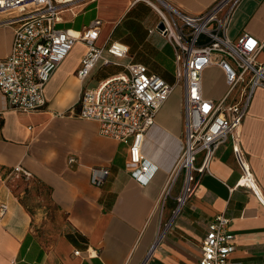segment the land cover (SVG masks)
Returning a JSON list of instances; mask_svg holds the SVG:
<instances>
[{
  "label": "crops",
  "instance_id": "crops-1",
  "mask_svg": "<svg viewBox=\"0 0 264 264\" xmlns=\"http://www.w3.org/2000/svg\"><path fill=\"white\" fill-rule=\"evenodd\" d=\"M166 1L196 15L217 0ZM152 10L143 1L78 0L62 13L60 25L79 30L94 18L102 19L99 45L120 41L129 52L122 63H143L175 84V47L150 32L159 22ZM246 32L263 44L258 60L264 62V0H242L236 8L227 34L237 39ZM13 38L12 27L0 25V58L11 52ZM85 53L86 46L77 43L54 71L40 111L13 110L0 91V207L8 206L5 212L0 208V264H198L208 226L220 214L230 219L235 235L232 263L264 264V87L255 90L241 131V146L263 198L235 187L241 172L230 139L218 148L211 172L173 222L169 218L182 179L166 199L164 193L184 151L182 87H175L146 133L142 152L157 170L143 183L132 174L136 165L130 160L131 139L102 135L98 122L79 115L84 85L96 86L124 68L96 81L99 65L82 82L77 70ZM228 89L220 66L205 69L206 97L222 99ZM16 166L32 175L24 177L27 183L8 182L6 175ZM94 168L109 170L100 185L92 183Z\"/></svg>",
  "mask_w": 264,
  "mask_h": 264
},
{
  "label": "built area",
  "instance_id": "built-area-1",
  "mask_svg": "<svg viewBox=\"0 0 264 264\" xmlns=\"http://www.w3.org/2000/svg\"><path fill=\"white\" fill-rule=\"evenodd\" d=\"M76 1L0 0V25L11 26L14 32L11 52L0 58V91L7 105L23 113L44 109L45 87L54 71L77 43H83L86 53L77 70L82 82L99 65L124 68L101 79L96 86L84 85L78 101L79 115L98 122L102 135L131 139L130 160L136 165L132 174L143 183L149 182L157 170L142 152L146 133L175 87H182L184 151L164 193L166 199L182 179L174 215L193 196L202 178L211 172L218 148L230 139L241 172L235 187L247 188L263 198L241 146L242 124L251 99L258 87H264V62L258 60L263 44L247 32L237 39L227 34L242 0H217L196 15L183 12L166 0H131L146 2L153 8L159 22L150 32L159 33L174 45L175 84L151 72L143 63L133 60L122 63L129 52L120 41L99 45L102 19L94 18L79 30L59 26L62 13ZM212 65L220 66L226 75L229 89L222 99L204 95L203 73ZM14 171L27 179L31 177L21 166H16ZM108 174L107 168H94L92 183L102 184ZM0 208L5 212L8 206L2 203ZM229 223L230 219L223 214L210 222L198 264H233L230 258L237 244ZM80 253L75 251L77 255Z\"/></svg>",
  "mask_w": 264,
  "mask_h": 264
},
{
  "label": "rangeland",
  "instance_id": "rangeland-1",
  "mask_svg": "<svg viewBox=\"0 0 264 264\" xmlns=\"http://www.w3.org/2000/svg\"><path fill=\"white\" fill-rule=\"evenodd\" d=\"M68 6L71 7V4L68 5ZM151 15H152L153 17H156V16H157V14H156V12H154V10H152ZM69 25H70V24H69ZM59 26H66V24L59 25ZM119 68H120V67H119V66H116V65H109V66H105V68H102V69H100V70L98 69V70H96V73H95V80L98 81L99 79H101V78H103V77H105V76L111 74L114 70H117V69H119ZM163 76H164V75H163ZM176 89L179 91V90L181 89V87H180V86H177ZM6 176H7V178H8V182H9V183H12V184H13V183H15V181H20V182H22V183H27V182L24 180V176H23L22 173H18V172H15V171H9V172L7 173ZM177 206H178V202H177V199L175 198L174 210H173V213L171 214V216H170V218H169V221H170V220L173 221L172 218H174V217H173V216H174V211L176 210ZM181 209H182V208H181ZM177 215H178V214H177ZM176 217H177V216H176ZM176 217H175V219H176ZM175 219H174V220H175ZM172 221H171V222H172ZM171 222H169L168 224H166L165 228L161 231V233H160V235H159L158 238H162V237L165 235L167 229H168L169 226L171 225ZM173 222H174V221H173Z\"/></svg>",
  "mask_w": 264,
  "mask_h": 264
},
{
  "label": "bare ground",
  "instance_id": "bare-ground-1",
  "mask_svg": "<svg viewBox=\"0 0 264 264\" xmlns=\"http://www.w3.org/2000/svg\"><path fill=\"white\" fill-rule=\"evenodd\" d=\"M30 176H32V175H30ZM182 203H183V201H182ZM182 203H181V204H182ZM180 208H181V206L179 207V209L177 210L176 214H175L173 217H176V215L178 214V211L180 210ZM160 239H161V238H158V239H157V243H156V244H158V241H159ZM152 251H153V250H152Z\"/></svg>",
  "mask_w": 264,
  "mask_h": 264
},
{
  "label": "water",
  "instance_id": "water-1",
  "mask_svg": "<svg viewBox=\"0 0 264 264\" xmlns=\"http://www.w3.org/2000/svg\"><path fill=\"white\" fill-rule=\"evenodd\" d=\"M160 26L162 27V24Z\"/></svg>",
  "mask_w": 264,
  "mask_h": 264
}]
</instances>
